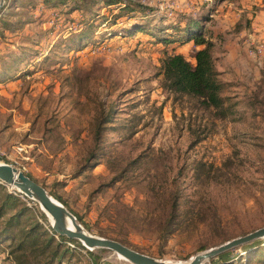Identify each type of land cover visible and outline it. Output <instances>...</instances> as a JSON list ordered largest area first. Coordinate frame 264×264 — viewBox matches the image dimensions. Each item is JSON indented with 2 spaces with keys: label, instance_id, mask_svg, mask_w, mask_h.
Returning <instances> with one entry per match:
<instances>
[{
  "label": "rangeland",
  "instance_id": "374dc122",
  "mask_svg": "<svg viewBox=\"0 0 264 264\" xmlns=\"http://www.w3.org/2000/svg\"><path fill=\"white\" fill-rule=\"evenodd\" d=\"M123 1L89 0L88 7L79 0H5L0 163L61 196L90 232L184 263L264 226V2L241 0L263 7L231 17L229 6L239 0ZM128 3L138 9L130 12ZM191 14L209 19L202 23L215 40L223 113L165 85L162 60L176 44L159 39L177 38L166 27ZM137 22L147 31L129 35L125 29ZM196 46L177 50L194 60ZM7 193L15 198L5 210ZM25 207L16 239L0 240V264H16L9 251L37 220L49 234H38L39 250L29 248L25 264H45L59 241L53 264H133L57 236L41 254L53 235L50 217L38 201L0 182V232ZM221 255L205 264H264V242Z\"/></svg>",
  "mask_w": 264,
  "mask_h": 264
},
{
  "label": "trees",
  "instance_id": "16d2710c",
  "mask_svg": "<svg viewBox=\"0 0 264 264\" xmlns=\"http://www.w3.org/2000/svg\"><path fill=\"white\" fill-rule=\"evenodd\" d=\"M53 1L54 0H44L46 4L53 3ZM79 1L81 2V5H87L89 7V0ZM100 1H103L106 5H115L122 2L125 3V1L123 0ZM59 2L62 4H66L67 0H59ZM126 5V9H128L130 12L134 13L138 9L135 6H131V3H128ZM79 7L81 8V6L79 5L76 9H78ZM142 8L144 9L145 7ZM1 12L0 18H3V11ZM207 20H209L208 17L198 18L197 16L191 14L189 17H184V19L179 21V24H177L176 26L170 25L166 27L167 30L172 29L174 31L171 34L174 33V35L178 36L177 38L163 37L159 39V41H162L166 44H176L175 53L168 54L162 60L161 68L166 82L165 85L168 89L197 97L199 98L201 104L206 108H214L216 111H221L223 113L227 101V97L223 95L225 83L221 79L222 72L217 68L216 57L213 54L215 42L207 38L205 35L206 28L203 26L202 22H206ZM147 29V26H144V24L137 22L134 23L130 28H126L125 31L128 32L129 35H132L135 33L145 32L147 31ZM116 34H120V32ZM86 35V32H83L81 34V36ZM191 41H193L196 45H204L202 48L194 50L192 55L194 60H191L190 58H188V56H186V54H184L183 52H178L177 50L179 47L184 46ZM54 196L63 204L68 206L61 196L55 193ZM13 198H15L13 194L7 193L8 202H5L6 205L1 208L5 209V207L8 206L7 204H12ZM4 209H0V215H2ZM26 210L27 208L25 207L19 213L8 218L7 222L0 232V240L2 243L14 240V238L16 239V236L14 234H11L14 233L15 227L20 223V218H22L21 214L24 213V215H26ZM50 228L53 235L48 236L47 243L40 250L41 254L46 253V250L50 247V244L56 242V236L61 240L72 241L82 245L76 240H69L65 236L57 234L52 226H50ZM39 233H46L47 235L49 234L47 230L42 227L41 223L38 220L35 221L34 224H32V227L28 229L22 228L21 232L19 233L18 242L15 247H12L10 249L8 258L13 259L16 264H25L28 258L27 250L29 248L31 249V251L39 250V247L34 245L38 241L37 238ZM100 234H102L103 236H107L105 233ZM120 242L124 243L123 241ZM56 243L57 244L55 250L51 253L50 256H47L48 259L46 258L47 260L45 264H53L56 261L57 257H59L58 255L63 245L60 241ZM68 250L69 249H65V252H68ZM220 257L225 258L226 252L223 253Z\"/></svg>",
  "mask_w": 264,
  "mask_h": 264
},
{
  "label": "water",
  "instance_id": "95a60500",
  "mask_svg": "<svg viewBox=\"0 0 264 264\" xmlns=\"http://www.w3.org/2000/svg\"><path fill=\"white\" fill-rule=\"evenodd\" d=\"M4 4L5 0H0V11L3 9ZM0 182L17 188L28 197L38 201L46 214L51 216L53 220L52 227L61 236H65L70 240H76L90 250H112L133 264H169L166 259L141 253L118 240L90 232L46 187L11 164H0ZM257 240L264 242V226L245 235L232 238L217 246L210 247L192 256L187 264H205L207 261L225 252Z\"/></svg>",
  "mask_w": 264,
  "mask_h": 264
},
{
  "label": "crops",
  "instance_id": "0c3cea01",
  "mask_svg": "<svg viewBox=\"0 0 264 264\" xmlns=\"http://www.w3.org/2000/svg\"><path fill=\"white\" fill-rule=\"evenodd\" d=\"M261 2H262V0H261ZM260 2V4H261V7H263V4ZM258 2H256V1H251V2H249V3H247V2H245V1H241V0H239V1H236V6H234V7H231V4H230V6H229V10L227 11V13H226V16H231V17H233V16H237L236 15V12H237V14L238 15H240L242 12L243 13H247V14H252V13H255L256 11H257V9H258V6L260 5ZM255 5H257V6H255ZM260 11H263V9H261ZM253 16V15H252ZM251 16V17H252ZM237 18V17H236ZM254 25H255V27L257 28V29H260V30H262L263 29V24L262 23H260V21L258 20V19H255L254 18ZM209 39H211L212 41H215L214 40V38L213 37H211V38H209ZM192 43H193V41H192ZM204 45H197L196 46V48L197 49H199V48H202Z\"/></svg>",
  "mask_w": 264,
  "mask_h": 264
},
{
  "label": "bare ground",
  "instance_id": "6f19581e",
  "mask_svg": "<svg viewBox=\"0 0 264 264\" xmlns=\"http://www.w3.org/2000/svg\"><path fill=\"white\" fill-rule=\"evenodd\" d=\"M1 164V163H0ZM50 217V219H51V221L53 222V220H52V218H51V216H49ZM50 221V222H51ZM52 224V223H51ZM120 256V255H119ZM121 258H123L122 256H120ZM190 261V260H189ZM189 261H187V262H175V261H167L169 264H187Z\"/></svg>",
  "mask_w": 264,
  "mask_h": 264
}]
</instances>
